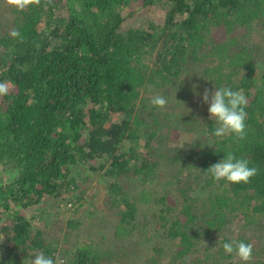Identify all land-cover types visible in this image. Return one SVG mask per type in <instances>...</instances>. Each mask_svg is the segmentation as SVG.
Listing matches in <instances>:
<instances>
[{"label":"trees","instance_id":"16d2710c","mask_svg":"<svg viewBox=\"0 0 264 264\" xmlns=\"http://www.w3.org/2000/svg\"><path fill=\"white\" fill-rule=\"evenodd\" d=\"M0 83V264H242L232 240L264 264V0H0ZM198 83L243 90L244 140L213 135ZM229 152L258 169L249 183L207 172ZM83 171L104 182L114 229L84 240L68 219L59 246L28 209L79 204Z\"/></svg>","mask_w":264,"mask_h":264},{"label":"clouds","instance_id":"9594fccd","mask_svg":"<svg viewBox=\"0 0 264 264\" xmlns=\"http://www.w3.org/2000/svg\"><path fill=\"white\" fill-rule=\"evenodd\" d=\"M52 0H47L51 3ZM5 4L17 11H25L30 6H39L41 0H5ZM9 35L13 39L23 40L22 34L18 29H12ZM195 85L193 88L195 89ZM9 87L6 83H0V96L7 95ZM197 95H199L197 93ZM202 100L208 104L209 118L215 121L217 127L213 135L217 138L233 136L238 140L246 138V119H247V97L243 90H232L229 87L216 88L214 92L204 90ZM168 103L167 99L161 95H156L151 99V104L163 109ZM207 172L215 181H227L233 184L249 183L258 174L256 167H250L249 161L237 158L233 153H227L222 160L211 165ZM226 254L235 255L242 264H251L253 259V245L243 241L232 240L223 244ZM31 264H61L59 259L46 256L43 252L35 255Z\"/></svg>","mask_w":264,"mask_h":264},{"label":"rangeland","instance_id":"374dc122","mask_svg":"<svg viewBox=\"0 0 264 264\" xmlns=\"http://www.w3.org/2000/svg\"><path fill=\"white\" fill-rule=\"evenodd\" d=\"M253 41V40H252ZM259 42V40H257ZM200 85V83H198ZM200 89L202 90V96L204 93L205 89L209 90V87L207 85H200ZM210 92V90H209ZM199 107H204L207 104L203 102L202 98L199 100ZM203 115H206L205 112H203ZM151 121V120H150ZM152 122V121H151ZM167 129H164V133L166 134ZM175 139L169 134V139L170 141L177 142L178 140ZM181 141V139H180ZM89 173V172H88ZM85 171H83V174H86L87 176L83 177L82 175L79 177V184L81 185V188L84 189V197L82 201L79 204L76 205H70L69 203H60V209L54 205H51V203H40L38 205H35L30 207L29 210V215H34L35 216V221L37 222V226H40L41 228L44 227V229L47 231L48 235L51 237L52 240L56 241L59 246H65L68 245V240L71 241L73 239V235L76 233V231L69 230L70 235H66L65 231L67 228L66 227V221L68 219H78L80 218L84 223L80 226L82 231H84V240L87 238H90V236H94L96 238V234L102 236L103 232L107 230V232L112 231L114 229L113 223H115L116 219L114 216H107L106 210L107 204L104 201L105 199V188H104V182H102V179H100L95 173H90L88 174ZM85 203H84V202ZM91 203V204H90ZM95 205L97 206V211L99 213H93L90 214L88 211L92 210H87L90 208V206ZM40 216V217H39ZM98 216H104L108 217L105 223V227H100L98 228L97 226L93 227L90 224V219H93ZM94 222V221H92ZM46 225V227H45ZM47 225H52V227H47ZM67 230V231H68ZM108 234V233H107ZM67 237L64 241V237ZM115 236V235H114ZM120 235H118L119 237ZM106 239L109 240V236L106 235ZM106 240V241H108ZM107 242L105 243L106 246H101L104 243H99V252H104V250L109 247ZM104 249V250H103ZM134 255V257H133ZM139 254H135V252H132V256H128L129 259L127 262L131 264H143V258L138 257ZM105 258H108V255L105 254Z\"/></svg>","mask_w":264,"mask_h":264}]
</instances>
